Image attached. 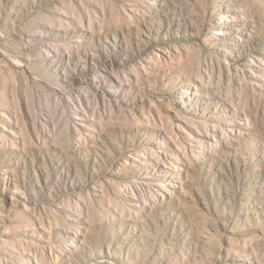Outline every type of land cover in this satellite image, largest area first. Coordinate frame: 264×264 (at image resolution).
<instances>
[{
    "label": "rangeland",
    "instance_id": "1",
    "mask_svg": "<svg viewBox=\"0 0 264 264\" xmlns=\"http://www.w3.org/2000/svg\"><path fill=\"white\" fill-rule=\"evenodd\" d=\"M0 264H264V0H0Z\"/></svg>",
    "mask_w": 264,
    "mask_h": 264
}]
</instances>
